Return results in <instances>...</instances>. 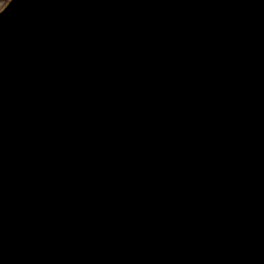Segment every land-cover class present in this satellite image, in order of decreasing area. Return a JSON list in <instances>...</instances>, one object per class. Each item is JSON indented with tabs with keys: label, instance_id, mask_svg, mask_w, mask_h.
Instances as JSON below:
<instances>
[{
	"label": "water",
	"instance_id": "obj_1",
	"mask_svg": "<svg viewBox=\"0 0 264 264\" xmlns=\"http://www.w3.org/2000/svg\"><path fill=\"white\" fill-rule=\"evenodd\" d=\"M0 264H264V0H10Z\"/></svg>",
	"mask_w": 264,
	"mask_h": 264
},
{
	"label": "rangeland",
	"instance_id": "obj_2",
	"mask_svg": "<svg viewBox=\"0 0 264 264\" xmlns=\"http://www.w3.org/2000/svg\"><path fill=\"white\" fill-rule=\"evenodd\" d=\"M10 1V0H9ZM8 3V2H7ZM7 3H0V10H2L6 5Z\"/></svg>",
	"mask_w": 264,
	"mask_h": 264
},
{
	"label": "trees",
	"instance_id": "obj_3",
	"mask_svg": "<svg viewBox=\"0 0 264 264\" xmlns=\"http://www.w3.org/2000/svg\"><path fill=\"white\" fill-rule=\"evenodd\" d=\"M9 0H0V3H7Z\"/></svg>",
	"mask_w": 264,
	"mask_h": 264
}]
</instances>
